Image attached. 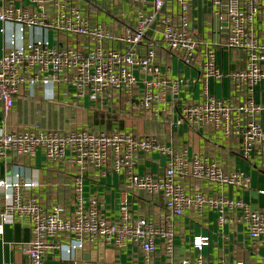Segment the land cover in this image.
<instances>
[{
  "label": "built area",
  "instance_id": "built-area-1",
  "mask_svg": "<svg viewBox=\"0 0 264 264\" xmlns=\"http://www.w3.org/2000/svg\"><path fill=\"white\" fill-rule=\"evenodd\" d=\"M35 1L43 6L47 0ZM49 1L56 8L49 19L44 14L12 5L0 6V23L13 24L16 28L0 57V110L4 118L9 116L14 99L25 86L43 90L71 86L77 97L94 101L121 93L139 96L140 111L157 115L159 109L154 105L166 103L168 96L176 99L190 84L199 82V99L181 108L175 124L220 130L226 138L235 137L245 157L252 151L264 153V103L256 101L258 92L260 96L264 94V0H199L209 6L218 22V32L223 35L220 41L210 42L198 36L193 25V6L198 0H151L150 12L139 10L135 26L121 34L99 25L91 26L77 10L65 9L56 0ZM134 1L140 5L147 3V0ZM35 29L69 35L84 43L86 49L51 46L43 39H28L27 32ZM107 42L124 44L127 49L108 48ZM157 42L185 67L198 66V76L172 78L162 72L155 63ZM141 46L142 56L133 50ZM225 50L243 53L244 67L225 73L217 62L218 51ZM139 74L143 78V90L137 95ZM226 77L239 101L217 98L210 93V82ZM155 150L169 154L170 160L155 174H140L137 169L140 157ZM36 152H42L50 163L64 161L75 170L71 184L74 202L68 211L63 206L44 208L30 194L34 183L21 182L17 173L11 180L0 179L3 191L0 236L5 225L28 221L31 237L19 244V250L29 264H44L50 240L60 235L70 238L64 248L67 256L92 244L114 248L133 245L148 264L157 240L166 254H173L175 234L167 218L180 217L187 210L198 214L203 210L215 212L219 227L243 225L251 240L264 249V215L260 211L242 199L209 196L199 189L187 190L190 182L247 190L250 179L243 172L226 173L207 159L187 160L183 154H172L152 135L84 129L60 131L40 129L36 124L16 131L0 128V160L8 156L31 158ZM88 172L97 173L100 178H106L108 173L121 175L126 190L150 198L161 196L166 214L164 223L145 216L133 218L126 201L121 202L115 220L106 218L104 201L97 196L89 197L85 205L83 177ZM207 245V237H194L192 247L199 253L192 259L169 264H225L204 260L201 253Z\"/></svg>",
  "mask_w": 264,
  "mask_h": 264
},
{
  "label": "crops",
  "instance_id": "crops-1",
  "mask_svg": "<svg viewBox=\"0 0 264 264\" xmlns=\"http://www.w3.org/2000/svg\"><path fill=\"white\" fill-rule=\"evenodd\" d=\"M65 9L77 10L83 19L91 26H102L106 30L121 34L135 26L139 10L150 12V2L140 5L134 0H56ZM1 5H12L32 11L34 14H44L51 18L56 8L52 1L42 5L35 0H0ZM195 1L193 6V21L196 34L204 40L220 41L223 35L218 32V22L212 16L209 6ZM13 24L0 23V57L8 48V37L15 32ZM28 39H43L49 45L70 46L84 51L86 45L66 34L53 30L35 29L26 34ZM105 46L124 51L127 47L117 42H107ZM138 55L144 54V47L133 48ZM200 51L202 49L200 48ZM155 63L162 72L170 77L183 76L194 79L198 76V66L185 67L171 56L160 42L155 47ZM217 62L226 73L242 69L245 63L243 53L229 50L218 51ZM139 87L137 95L143 87L142 76L137 75ZM209 91L217 98L232 102L239 101L234 97L229 78L222 81H211ZM201 84H190L176 99L167 97L164 104L154 105L159 109L157 115L140 111L139 96H127L123 93L112 98L91 100L88 97L79 98L71 86L39 89L23 87L14 99V106L7 117L0 110V128L6 131L20 130L28 125L36 124L40 129L60 131H122L132 135H152L158 144L172 154H183L187 160L199 157L216 163L222 171H240L250 179L247 190L235 187H219L190 182L187 190L199 189L209 196L223 195L230 199H242L252 209L264 215V153L250 152L245 157L240 150L239 141L235 137L226 138L220 130L206 127L175 124L178 112L188 102L197 101L200 97ZM256 101L264 103V94H259ZM264 128V117L262 120ZM170 160L169 154L159 150L140 157L138 172L157 173ZM74 169L63 162L50 163L42 152H36L31 158L17 159L8 156L0 160V179L11 180L14 174H19L21 182L35 184L31 195L35 196L44 208L63 206L73 208L74 196L71 188ZM106 178H100L97 173L88 172L83 177V198L85 205L91 196H97L104 201L105 215L109 220L119 216L120 204L127 202L133 218L145 216L156 223H164L163 199L147 197L143 193L130 192L125 189L124 177L108 173ZM2 195L0 189V212L2 211ZM174 230V251L168 255L164 252L160 240L156 241L154 254L148 264H169L171 261L183 258L192 259L199 252L192 247L194 237H207L208 245L203 247L202 256L206 262L225 264H264V249L259 248L249 237L243 225H217V215L210 210L200 214L187 210L180 217L167 218ZM30 225L26 220L7 224L0 236V262L7 264H29L28 258L19 250V244L29 241ZM71 237V236H70ZM69 236L60 235L50 240V248L44 256V264H145L146 258L137 246L127 245L124 248L92 244L83 250L75 251L67 256L64 248Z\"/></svg>",
  "mask_w": 264,
  "mask_h": 264
},
{
  "label": "water",
  "instance_id": "water-1",
  "mask_svg": "<svg viewBox=\"0 0 264 264\" xmlns=\"http://www.w3.org/2000/svg\"><path fill=\"white\" fill-rule=\"evenodd\" d=\"M103 245H101V247H102Z\"/></svg>",
  "mask_w": 264,
  "mask_h": 264
},
{
  "label": "rangeland",
  "instance_id": "rangeland-1",
  "mask_svg": "<svg viewBox=\"0 0 264 264\" xmlns=\"http://www.w3.org/2000/svg\"><path fill=\"white\" fill-rule=\"evenodd\" d=\"M208 7V6H207Z\"/></svg>",
  "mask_w": 264,
  "mask_h": 264
}]
</instances>
